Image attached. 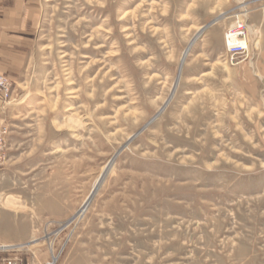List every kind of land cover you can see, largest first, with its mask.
<instances>
[{
	"label": "rangeland",
	"instance_id": "1",
	"mask_svg": "<svg viewBox=\"0 0 264 264\" xmlns=\"http://www.w3.org/2000/svg\"><path fill=\"white\" fill-rule=\"evenodd\" d=\"M37 2L1 122L0 259L264 264V0ZM238 15L251 47L233 65Z\"/></svg>",
	"mask_w": 264,
	"mask_h": 264
},
{
	"label": "crops",
	"instance_id": "2",
	"mask_svg": "<svg viewBox=\"0 0 264 264\" xmlns=\"http://www.w3.org/2000/svg\"><path fill=\"white\" fill-rule=\"evenodd\" d=\"M40 22L37 0H0V73L24 83L34 57ZM9 105L0 99V123Z\"/></svg>",
	"mask_w": 264,
	"mask_h": 264
},
{
	"label": "built area",
	"instance_id": "3",
	"mask_svg": "<svg viewBox=\"0 0 264 264\" xmlns=\"http://www.w3.org/2000/svg\"><path fill=\"white\" fill-rule=\"evenodd\" d=\"M251 28L247 19L243 16H236L235 21L224 33V44L226 48V63L235 64L241 59L249 57ZM15 82L5 74L0 73V99L8 104L11 102L15 89ZM8 127L0 123V167L3 165L6 157ZM58 255L53 253L45 264H56ZM0 264H24L17 257H5L0 259Z\"/></svg>",
	"mask_w": 264,
	"mask_h": 264
},
{
	"label": "water",
	"instance_id": "4",
	"mask_svg": "<svg viewBox=\"0 0 264 264\" xmlns=\"http://www.w3.org/2000/svg\"><path fill=\"white\" fill-rule=\"evenodd\" d=\"M214 22H215V21H213L212 23H214ZM212 23L203 26V29L205 30V29H206L207 27H209ZM200 34H201V33H200ZM193 42H194V41H193ZM193 42H192V44H193ZM192 44H191V45H192ZM191 45H190L189 48L187 49L186 53L189 51ZM183 63H184V61H182V64H181V66H180L179 75H178L177 81H176V83H175V85H174V89H173L172 94L174 93V91H175V89H176V86H177V84H178V80H179L180 73H181V70H182V67H183ZM171 97H172V95L170 96L169 100L171 99ZM169 100H168V101H169ZM168 101H167V102H168ZM166 104H167V103H166ZM165 106H166V105L163 106V108L161 109V111L156 115V117H155L154 119H156V118L160 115V113L164 110ZM154 119H153V120H154ZM153 120H151V121H150V122H149L144 128H146L150 123H152ZM105 176H106V173H104V174L102 175V177L100 178L98 184H97L96 187L92 190V192H91L90 195L88 196L87 200L84 202V204H83V206H82L83 211H85L86 208L88 207V205L90 204V202H91V200H92L94 194H95L96 191L98 190V187L100 186V184L103 182Z\"/></svg>",
	"mask_w": 264,
	"mask_h": 264
},
{
	"label": "bare ground",
	"instance_id": "5",
	"mask_svg": "<svg viewBox=\"0 0 264 264\" xmlns=\"http://www.w3.org/2000/svg\"><path fill=\"white\" fill-rule=\"evenodd\" d=\"M13 246V245H12ZM7 247H11V245H7V244H2V245H0V249H2V248H7Z\"/></svg>",
	"mask_w": 264,
	"mask_h": 264
}]
</instances>
